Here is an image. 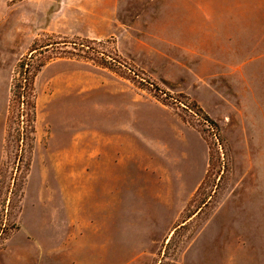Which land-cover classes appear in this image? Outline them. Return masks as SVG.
Instances as JSON below:
<instances>
[{
	"label": "rangeland",
	"instance_id": "1",
	"mask_svg": "<svg viewBox=\"0 0 264 264\" xmlns=\"http://www.w3.org/2000/svg\"><path fill=\"white\" fill-rule=\"evenodd\" d=\"M149 1L0 0V122L4 124L0 264H264V0H181L202 9L205 35L212 27L211 17H207L210 5L243 1L252 9L250 47L246 46L245 55L236 60L250 69L246 87L238 83L237 91L246 90L243 99L234 98L232 89L221 90L242 113L229 112L228 118L227 104L220 105L219 112L225 118L211 123L213 131L205 127L202 117L210 119V84L200 87L195 76L177 61L153 57L139 48L137 40L145 34L134 30L140 25L137 15L120 19L122 27L129 25L125 30L121 27L105 38L94 39L100 41L99 49L110 61L111 69L72 55L68 52L73 51L71 46L62 43L86 38L81 35L92 30L87 21L102 22L99 10L107 3L118 8L120 17L123 6L145 11ZM89 15L95 17H86ZM78 19L81 24L75 30L81 35L69 26ZM148 39L164 47L158 38ZM151 59L155 63L151 64ZM56 60L65 61L69 67L39 74L41 67L38 71L34 79L33 124L29 125L26 115L18 119L10 114L7 119L11 90L20 79L19 64L24 62V69L33 71L42 62ZM77 63L104 68L129 81L140 95L166 105L200 131L208 146V168L191 198L163 199V186L154 180H137L134 184L124 180L118 201L108 202V209H116L119 216L107 215L103 225L96 185L88 199L77 194L74 198V208L89 213L85 230L75 228L63 234L29 231L25 226L21 229L22 221L30 220L27 216L31 211L49 209V201L60 203L52 177H66L72 157L68 146L72 141L81 145L85 135L97 132L89 120L92 107L98 104L97 88L74 90L69 100L66 94L56 92L66 87L67 71ZM195 98L203 103L199 105L209 116ZM51 101L55 111L48 105ZM62 188L60 185L59 190Z\"/></svg>",
	"mask_w": 264,
	"mask_h": 264
},
{
	"label": "crops",
	"instance_id": "2",
	"mask_svg": "<svg viewBox=\"0 0 264 264\" xmlns=\"http://www.w3.org/2000/svg\"><path fill=\"white\" fill-rule=\"evenodd\" d=\"M106 5L99 10L102 22L87 21L92 29L90 34L81 35L75 30L81 24L80 19L69 25L73 33L89 39L105 38L108 34L122 30L123 22L120 19L137 15L140 25L134 26V30L145 34L137 40L139 48L153 57H168L171 61H177L186 72L195 76L200 87H204V83L210 84V116L201 107L203 103L200 100L195 98V102L201 105L212 122L224 121L221 117L225 118V114L219 112V106L225 103L228 118L229 112L242 113L236 108L237 104L232 103L230 96L221 90L224 87L232 89L233 97L237 96L241 100L246 91H237L240 90L238 83L246 87L250 69H246L245 62L237 63L236 60L245 55L246 46L249 49L251 43L252 9L249 3L242 1L228 5L219 2L210 5L207 17H211L212 31L206 35L203 33L202 9L181 0H152L147 2L145 11L123 6L120 17L118 8L109 3ZM90 16L95 17H86ZM127 27L128 24L122 28L125 30ZM99 29L105 33H100ZM149 37L158 38L164 47L150 42ZM150 62L153 64L155 60L151 59ZM66 64L63 60L47 62L39 74L47 70L57 71L63 66L69 67ZM77 64L71 66L72 70L67 69L66 87L56 92L66 94L69 100L74 90L97 88L98 104L92 107L89 119L90 127L97 129V132L85 135L81 145L72 141V145L68 146V154L72 157L67 164L66 177H52V183L57 187L54 192L56 197L61 198L60 203L49 201V209L31 211L27 216L30 220H23L21 229L25 226L29 231H57L63 234L75 228L78 231L85 230V226L89 225L85 216L90 217L89 213L85 215V209L76 210L74 198L77 194L84 200L85 197L88 199L96 185L99 218L103 225L107 223V215L110 218L119 216L116 209H108V202L118 201L124 180L130 184L137 180H154L156 185L163 186V199L173 201L191 198L204 180L208 168V146L200 131L187 124L166 105L140 95L139 89L129 81L116 77L104 68ZM48 105L52 111L56 110L53 101ZM3 127L2 121L0 156ZM54 150L57 153V145ZM60 185L63 187L61 190Z\"/></svg>",
	"mask_w": 264,
	"mask_h": 264
},
{
	"label": "trees",
	"instance_id": "3",
	"mask_svg": "<svg viewBox=\"0 0 264 264\" xmlns=\"http://www.w3.org/2000/svg\"><path fill=\"white\" fill-rule=\"evenodd\" d=\"M62 43H64L63 45L71 46L73 51L68 52L72 55L91 60L97 66L106 67L109 69L112 68L111 63H109L110 61L105 59L103 52L99 49V46H101L100 41L87 38L79 39V37H75L72 40H64ZM89 52L95 55L90 56ZM45 63L46 62H42L41 64L37 65L33 71H30L28 67L24 69V66L26 65L24 62L19 64L20 79L11 90L7 110L8 114L6 116L7 119H9L10 114H15L18 119L26 115V120L29 122V125L31 126L33 124L36 110L34 98V79L40 68ZM24 105H26V107H24ZM199 111L201 113L200 109ZM202 117L208 123H213L206 115H202ZM30 128V130L33 131V128Z\"/></svg>",
	"mask_w": 264,
	"mask_h": 264
},
{
	"label": "built area",
	"instance_id": "4",
	"mask_svg": "<svg viewBox=\"0 0 264 264\" xmlns=\"http://www.w3.org/2000/svg\"><path fill=\"white\" fill-rule=\"evenodd\" d=\"M179 105H180L181 107H183V108H186V106L183 105L182 103H179ZM189 111H190V110H189ZM193 114H195V113H193ZM195 115H196V114H195ZM196 116H197V115H196ZM205 127H206L207 129L213 131V127H212V125H211L210 123H208L207 121H205Z\"/></svg>",
	"mask_w": 264,
	"mask_h": 264
}]
</instances>
